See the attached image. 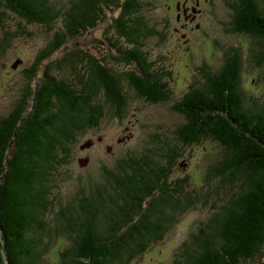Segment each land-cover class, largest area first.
I'll return each instance as SVG.
<instances>
[{"label": "trees", "instance_id": "obj_1", "mask_svg": "<svg viewBox=\"0 0 264 264\" xmlns=\"http://www.w3.org/2000/svg\"><path fill=\"white\" fill-rule=\"evenodd\" d=\"M148 3L0 0L1 28L10 14L51 31L30 66L68 38L83 35L107 11L115 39L108 42L114 51L108 57L124 66L117 72L103 57L69 50L45 62L32 93L24 85L0 116V264L45 263L46 247L39 248L36 235L44 233L49 187L69 162L76 134L98 125L104 104L120 116L126 88L148 102L171 98L168 69L145 50L148 38L164 37L144 13ZM227 5L225 30L259 40L264 56V0H228ZM2 31L4 39L30 35L20 24ZM239 64L233 48L215 71L197 67L199 78L171 105L181 117L173 130L179 145L163 142L161 155L143 151L117 160L119 173H104L111 191L106 183H95L81 194L77 214L60 215L70 243L54 264H128L160 240L175 216L204 197L186 175L171 176L182 149L202 140L219 147L208 171L224 189L223 198L209 207L169 262L156 264H240L259 254L264 244V103L240 88Z\"/></svg>", "mask_w": 264, "mask_h": 264}, {"label": "rangeland", "instance_id": "obj_2", "mask_svg": "<svg viewBox=\"0 0 264 264\" xmlns=\"http://www.w3.org/2000/svg\"><path fill=\"white\" fill-rule=\"evenodd\" d=\"M146 1L149 3L144 13L151 23L163 31L164 37L161 40L155 36L148 38L145 50L148 58H156L168 69L167 84L171 98L167 101L148 102L126 88V102L120 116L108 104H104L98 125L76 134L69 162L59 168L60 173L49 187L51 204L43 215L44 233L36 235L39 248L46 247L44 264L56 263L60 250L70 243V237L63 232L64 221L60 215H65L64 212L67 215L77 214L81 194H88L91 185L95 183L107 182L104 181L105 170L119 173L117 160L126 155L136 157L143 151L161 155L163 142L169 146L179 145L173 130L181 122V117L172 110L171 105L187 89L188 83L199 78L197 67L206 66L208 71H215L223 62L224 53H232L235 48L239 54L240 88L244 94L264 103L262 45L256 38L225 30L230 14L228 0H201L205 19L201 20L197 29L186 31L188 39L184 41L178 35V30L174 31L173 27L177 23L173 21L171 8H167L175 0ZM110 13L105 12L106 17L101 22L79 37L68 38L60 47L39 58L33 66H30L32 60L45 46L51 31L20 22L10 14L3 17L0 27V116L9 110L25 88L24 85L32 93L45 62L57 59L69 50H80L99 59L103 57L104 63L109 64L113 70H122L124 66L120 67L108 57V53H114L108 42L115 40L110 28ZM18 24L30 35L16 34L4 39L2 29L12 31ZM50 72H54L53 69ZM86 140H91V144L79 149V144ZM218 156L219 147L212 140H202L182 149V155L173 164L171 176L175 178L186 175L190 186L204 197H199L196 203L175 216L171 227L161 239L151 243L128 264L169 262L181 244L188 240L197 222L208 214L209 207L213 203H220L224 189L218 186V179L208 171L209 165L215 163ZM82 158L85 162L80 166ZM106 185L111 191L109 185ZM240 264H264V244L258 255Z\"/></svg>", "mask_w": 264, "mask_h": 264}, {"label": "flooded vegetation", "instance_id": "obj_3", "mask_svg": "<svg viewBox=\"0 0 264 264\" xmlns=\"http://www.w3.org/2000/svg\"><path fill=\"white\" fill-rule=\"evenodd\" d=\"M205 1V0H203ZM171 8L173 21L177 23L173 27L178 30V35L182 41L188 39L186 31L197 29L201 25V20L205 19V9L201 0H175L173 4L167 5Z\"/></svg>", "mask_w": 264, "mask_h": 264}, {"label": "water", "instance_id": "obj_4", "mask_svg": "<svg viewBox=\"0 0 264 264\" xmlns=\"http://www.w3.org/2000/svg\"><path fill=\"white\" fill-rule=\"evenodd\" d=\"M90 143H91L90 140H86V141H84L82 144H80V148H82V147H86V146H88ZM108 149H109V148H107V150H108ZM82 159H83V158H82ZM84 162H85V159L81 160V161L79 162V164L82 165Z\"/></svg>", "mask_w": 264, "mask_h": 264}]
</instances>
